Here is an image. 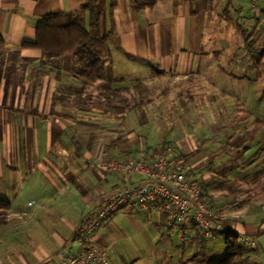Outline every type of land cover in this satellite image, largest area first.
Here are the masks:
<instances>
[{
    "label": "crops",
    "instance_id": "1",
    "mask_svg": "<svg viewBox=\"0 0 264 264\" xmlns=\"http://www.w3.org/2000/svg\"><path fill=\"white\" fill-rule=\"evenodd\" d=\"M87 1L0 0V34L5 40L0 52V198L10 203L9 210L0 209V264H58L64 256L78 251L79 234L87 221L117 189L130 184L122 173L107 172L101 162L107 158L138 159L142 152L151 156L168 140L163 141L157 134L152 138L153 132L144 139L133 138L135 127L149 126L154 131L159 128V123L148 117L144 103L162 104L171 95L162 87L147 98L135 93L136 85L142 82L152 86V81H166L170 75L177 81L187 80L199 73L204 63L203 42L208 20L214 14L216 18L221 14L215 11L217 0H156L153 7L142 9L133 0H97L102 11L101 30L107 39L104 53L107 75L95 85L83 86L71 72H57L43 64L41 50L23 45L35 39L36 23L42 16L78 11ZM200 4H206L202 11ZM235 5L240 9L239 2ZM254 12L250 13L252 18L263 19L262 10ZM259 36L258 33L254 39ZM222 49L225 47L218 53ZM151 57L155 59L152 66ZM143 70L157 75L129 84L119 80L124 72ZM203 78L207 82L211 80L208 76ZM105 82L122 89L128 101L134 100L135 104L122 107L124 102L119 99L106 98L101 90ZM104 106L122 111L106 113ZM164 126L168 127L167 122ZM174 132L173 141L182 144V151L177 148L172 160L183 158L188 168H199L201 157L196 155L203 148L195 150L196 154L190 157L186 144L181 142L182 134ZM13 169L20 187L18 194L28 180L32 188L42 184L39 189L44 193L29 194L27 205L12 214L15 219L21 218L24 225L8 226L2 224V214L10 217L13 209L10 201ZM28 173L31 179L27 178ZM131 180L137 183L142 178L134 175ZM51 198H60L65 205L68 202L67 206L82 198L83 205L81 211L75 210L71 224L65 218L72 216L71 210L61 213L59 224L50 229L52 240L35 223L42 213L43 201ZM29 201L35 203L29 206ZM224 206L219 208L225 215L224 226L246 234L245 224ZM258 226L251 224L248 229L253 233L264 229ZM25 233L29 244L41 237L42 242L35 249L27 246ZM92 237L95 244L108 252L112 264H177L174 262L182 259L176 260L177 251L182 256L192 253L193 257L202 252L217 261L226 253L225 235L224 246L219 248L214 246L218 238L208 243L193 223L170 227L165 212H148L130 205L103 222ZM27 249L34 250L29 253Z\"/></svg>",
    "mask_w": 264,
    "mask_h": 264
},
{
    "label": "rangeland",
    "instance_id": "2",
    "mask_svg": "<svg viewBox=\"0 0 264 264\" xmlns=\"http://www.w3.org/2000/svg\"><path fill=\"white\" fill-rule=\"evenodd\" d=\"M234 1L239 2L240 9L236 7ZM205 5H199L201 11ZM217 5L215 11L218 10L221 14L217 18L214 14L213 18L211 17L213 22L207 21L208 27L203 42L205 57L202 58L204 63L200 65L199 73L193 74L187 80L177 81L170 75V79L166 81H152V86L140 82L138 88L135 87V93L143 94L142 96L147 98L155 95L154 91H159L162 87L171 95L162 104L144 103L145 108L149 110L147 111L148 117L153 119V123L157 121L159 128L154 131L149 126L140 129L135 127L133 138L144 139L153 132L152 138L157 134L163 141L168 139L163 143H166L164 146L172 145L175 151L177 148L182 151V144L173 141L175 139L173 132L176 130L174 134L176 132L182 134L181 142L186 144L190 157L196 154L195 150L203 148L196 155L201 157L198 163L201 166L195 169L189 167V175L199 182L204 195L223 225L225 215L219 208L225 205L226 210L234 213V218L245 224L246 234L254 238L260 237L259 247L255 248L254 256L245 264H264V229L258 230L257 233L248 229V225L251 224L264 228L262 226L264 224V173L262 172L264 167V98L261 97L264 90V58L255 55V50L264 45V15L263 19L261 17L258 21L252 18L250 13L253 14L254 10H251L249 0H217ZM258 33L260 36L254 39ZM248 37L252 40L247 39ZM223 47L225 49L218 53V50ZM154 62V57H151L149 59L151 66ZM156 75L157 72L149 70L124 72L119 80L129 84L134 80L143 81ZM203 76H208L211 80L207 82ZM213 90L216 91L215 94L211 93ZM146 91L149 93L146 94ZM174 92L182 94L174 96ZM128 104L134 105V100ZM120 106L125 107L126 105L121 104ZM104 108L106 113H111L113 110L117 113L122 111L121 108L118 110L112 106H104ZM166 122L168 127L164 126ZM153 123V127L156 128ZM241 126L243 128H240ZM179 160L186 162L183 158ZM12 175L13 193L10 201L13 209L10 217L2 214L4 218L2 224L24 225L21 218L15 219L12 214L27 205L29 194L44 193L43 189H39L43 185L40 184L41 187L37 189L32 188L31 181L28 180V184L23 183L22 193L18 194L20 187L15 178V169L12 170ZM27 178L31 179L30 173ZM24 180L26 181V178ZM74 192L78 193L76 189ZM79 195L78 197H81ZM81 199H75L74 204L68 206V202L65 205L60 198L43 201L45 203L42 213L35 223L41 227L46 238L52 240L53 235L50 229L59 224L58 221L63 211L71 210L72 216L69 218L65 216V218L67 217L68 224L74 222L75 210L79 208L81 211L83 208ZM240 209L242 211L237 212ZM248 214L251 217L247 216ZM5 218L9 221L6 222ZM25 234L24 243L27 246L32 245L35 249L42 242L41 237L37 238L39 241L29 244L28 234ZM217 238L214 246L223 247L224 234ZM27 250L32 253V250ZM175 253L176 260L182 258L181 262H174L177 264H212L215 261V257L205 256L202 252L196 257H193L192 253H185L183 256L179 251ZM110 264H112L111 261Z\"/></svg>",
    "mask_w": 264,
    "mask_h": 264
},
{
    "label": "built area",
    "instance_id": "3",
    "mask_svg": "<svg viewBox=\"0 0 264 264\" xmlns=\"http://www.w3.org/2000/svg\"><path fill=\"white\" fill-rule=\"evenodd\" d=\"M251 10H262L264 0H249ZM264 44V43H263ZM175 148L167 145L156 149L150 156L142 152L138 159L126 160L104 159L101 165L107 172H120L130 184L117 189L112 196L98 209L79 234L78 251L64 256L58 264H110L109 254L93 242L96 229L120 208L126 205L135 206L148 212H165L170 227H180L193 223L202 231L203 238L212 242L228 231L218 220L199 182L188 173L183 161L172 162ZM138 175L140 182L134 183L131 178ZM35 201H29L32 206ZM240 242L251 248L259 247L260 237L237 233Z\"/></svg>",
    "mask_w": 264,
    "mask_h": 264
},
{
    "label": "trees",
    "instance_id": "4",
    "mask_svg": "<svg viewBox=\"0 0 264 264\" xmlns=\"http://www.w3.org/2000/svg\"><path fill=\"white\" fill-rule=\"evenodd\" d=\"M133 1L140 9L153 7L156 3V0ZM101 17L102 11L97 0L87 1L78 11L46 14L36 23L35 39L26 41L23 46L41 50L43 64L58 72H71L83 86L95 85L98 81L105 80L107 75L104 62L107 39L101 31ZM4 47L5 40L0 34V52ZM255 51L256 56L264 58V45ZM101 90L109 100L119 99L126 107H131L122 89H115L105 82L101 85ZM261 97L264 98V90ZM262 172L264 173V167ZM0 209L9 210V201L0 198ZM224 235L226 253L213 264H245L254 256L256 249L243 245L237 233L228 231Z\"/></svg>",
    "mask_w": 264,
    "mask_h": 264
}]
</instances>
